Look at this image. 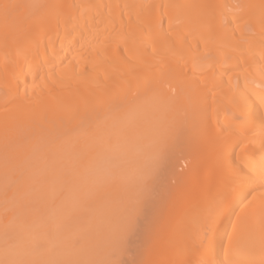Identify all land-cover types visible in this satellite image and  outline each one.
<instances>
[{
    "label": "bare ground",
    "instance_id": "bare-ground-1",
    "mask_svg": "<svg viewBox=\"0 0 264 264\" xmlns=\"http://www.w3.org/2000/svg\"><path fill=\"white\" fill-rule=\"evenodd\" d=\"M0 238V264H264V0H0Z\"/></svg>",
    "mask_w": 264,
    "mask_h": 264
},
{
    "label": "rangeland",
    "instance_id": "rangeland-1",
    "mask_svg": "<svg viewBox=\"0 0 264 264\" xmlns=\"http://www.w3.org/2000/svg\"><path fill=\"white\" fill-rule=\"evenodd\" d=\"M235 1V0H234ZM241 0H238V2H240ZM171 9V8H170ZM174 10V9H173ZM178 10V9H177ZM170 11H172V9L170 10ZM175 11H176V9H175ZM179 11H180V9H179ZM177 12V11H176ZM241 21H245V19L244 20H241ZM83 120H84V118H83ZM85 122V121H84ZM88 123V122H87ZM85 124V123H84ZM82 126V125H81ZM89 125H85V127L87 128ZM84 127V126H83ZM109 157V156H108ZM116 157H118V154L116 155ZM101 160H104V158L103 159H101ZM109 160V159H108ZM114 160V159H113ZM120 161H121V159H120ZM123 161V160H122ZM124 162V161H123ZM122 162V163H123ZM109 163V162H108ZM114 163V162H113ZM117 163V162H116ZM102 164H103V162H102ZM104 164H106L107 165V163L106 162H104ZM111 165V164H110ZM109 165V166H110ZM115 165H117V164H115ZM119 165V164H118ZM118 167V166H117ZM106 168V167H105ZM107 169V168H106ZM109 169V168H108ZM4 237V236H3ZM5 238V237H4ZM1 239V238H0ZM5 239H10V238H5ZM2 241H4V240H2Z\"/></svg>",
    "mask_w": 264,
    "mask_h": 264
}]
</instances>
